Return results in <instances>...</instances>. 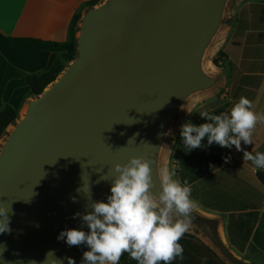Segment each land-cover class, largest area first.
<instances>
[{
	"label": "water",
	"instance_id": "95a60500",
	"mask_svg": "<svg viewBox=\"0 0 264 264\" xmlns=\"http://www.w3.org/2000/svg\"><path fill=\"white\" fill-rule=\"evenodd\" d=\"M226 2L103 0L84 12L77 57L28 101L0 147V205L12 209L0 264H80L88 249L57 237L83 225L73 217L90 211L87 187L92 200H106L113 167L132 157L150 161L158 200L170 127L188 99L217 84L202 62ZM190 216V226L220 245L212 220Z\"/></svg>",
	"mask_w": 264,
	"mask_h": 264
},
{
	"label": "crops",
	"instance_id": "0c3cea01",
	"mask_svg": "<svg viewBox=\"0 0 264 264\" xmlns=\"http://www.w3.org/2000/svg\"><path fill=\"white\" fill-rule=\"evenodd\" d=\"M88 1L0 0V111L10 105L20 112L32 97L14 70L40 73L58 57L55 53L36 52L33 41L66 42L74 15L86 9ZM218 52L223 53L221 68L213 67L216 72L209 73L217 79L218 88L197 95L175 126L166 147L164 170L175 168L174 179L191 186V199L198 202L192 211L215 223L219 242L230 257L244 264H264V231L260 229L258 234L260 244L253 240L264 216V189L255 174L264 172V168L244 161L243 153L234 147L227 150L213 145L186 154L180 137V126L185 122H205L199 112H229L241 96L252 102V111L264 114V0L238 2L233 22L212 60ZM253 141L247 146L242 142V148L253 155L264 152V123L256 125ZM229 155L231 161L226 164L223 157ZM183 248L184 259L177 258L172 264H227L203 239L186 238ZM120 264L137 262L125 253Z\"/></svg>",
	"mask_w": 264,
	"mask_h": 264
},
{
	"label": "clouds",
	"instance_id": "9594fccd",
	"mask_svg": "<svg viewBox=\"0 0 264 264\" xmlns=\"http://www.w3.org/2000/svg\"><path fill=\"white\" fill-rule=\"evenodd\" d=\"M252 107V102L241 96L229 112L213 114L201 111L199 117L204 123L196 125L189 120L182 124L180 137L186 154L197 149L206 150L213 145L227 150L234 147L235 151L243 153L244 161L264 168V152L253 155L242 148V142L245 146L253 145V130L258 123H264V114L255 113ZM223 160L227 164L231 156H225ZM112 171L115 175L106 200H92L88 186L91 203L85 208L90 211L76 213L73 217L80 219L83 225L61 231L57 239L68 247L84 246L88 249L82 253L80 264H120L125 253L137 264H172L177 258L183 260L184 248L179 241L191 224L190 213L198 206V202L191 199V186L174 179L177 174L175 168L166 170L157 200L150 191L153 182L149 160L132 157L124 165L116 164ZM73 202H76L75 198ZM11 212V207L0 205V235L12 231ZM170 213L182 218L173 221ZM3 247L5 250L6 246ZM49 256H54V252L47 253V261ZM66 260L67 264H76L71 257ZM55 261L63 264V261Z\"/></svg>",
	"mask_w": 264,
	"mask_h": 264
},
{
	"label": "trees",
	"instance_id": "16d2710c",
	"mask_svg": "<svg viewBox=\"0 0 264 264\" xmlns=\"http://www.w3.org/2000/svg\"><path fill=\"white\" fill-rule=\"evenodd\" d=\"M100 3V0H89L85 3L86 8H91ZM81 13L74 15L68 33V40L66 42H54V41H43L34 40L33 49L36 52H49L58 54L57 59L53 62L49 69L40 73L26 74L18 70H14L15 74L29 87L31 95L34 97L39 96L43 90L56 80V78L63 72L66 66L72 62L77 56L76 47V34L77 25L81 19ZM223 53L218 52L217 55L212 60V63L221 68ZM17 110L10 105H6L0 111V138L4 134L8 126L12 125L17 119ZM257 181L260 183L261 187L264 189V172H256L255 174ZM262 221L259 224V231L257 230L254 234L253 240L257 244L258 234L264 231V216H262ZM264 233V232H263ZM191 238L189 235L184 234L183 238L179 241L184 245V239ZM262 250V247L261 249Z\"/></svg>",
	"mask_w": 264,
	"mask_h": 264
},
{
	"label": "rangeland",
	"instance_id": "374dc122",
	"mask_svg": "<svg viewBox=\"0 0 264 264\" xmlns=\"http://www.w3.org/2000/svg\"><path fill=\"white\" fill-rule=\"evenodd\" d=\"M102 2H103V0H100V3H102ZM238 2H240V0H227L225 8H224V12H223V18H222L221 25H220L218 31L216 32V34L214 35L209 46L206 49V52H205L204 57H203L202 65H203V69L208 73H215L216 72V70L212 66V57L214 56V53H215L219 43L222 41L223 37L225 36L228 27L231 26V23L233 22L234 13L237 10ZM100 3H98L97 5H99ZM87 9H89V8H86V9L81 11L82 16ZM80 21H81V19L79 20V23H80ZM79 23L77 25V34H78ZM77 34H76V36H77ZM217 88H218V86L213 88L212 91H216ZM197 95L199 96V94H197ZM197 95H194L193 97L188 99V101L182 106L178 116L176 117L175 121L173 122L172 126L170 127V129H169V131L165 137L164 144H163L161 154H160V160H159V170H160L161 176H163V174L165 173L164 156H165L166 147H167L168 142L170 140L172 131L174 130L177 123L181 120V117L192 107L193 103H195V101L198 97ZM34 98L35 97L32 95L30 100H32ZM27 103H28V101H27ZM27 103L25 104V106L22 108V110L20 112L17 111V113H18L17 119L15 120V122L12 125L7 127L4 134L0 138V147L3 144V142L5 141L6 137L8 136L9 132L11 131V129L16 124V122L23 117ZM161 207H162V205H161ZM170 217L173 219V221H175L177 219L173 213H170ZM205 217L208 218L207 216H205ZM216 228H217V226H216ZM185 234L189 235L192 238L203 239L208 244L209 248L212 249L215 252V254H217V256H219L225 263H227V264H244L241 261H238V260L234 259L233 257H230V254L228 253V251L223 246H221V244L217 245L213 241H209V239H207L208 237L200 229H198L194 226H189V229Z\"/></svg>",
	"mask_w": 264,
	"mask_h": 264
}]
</instances>
